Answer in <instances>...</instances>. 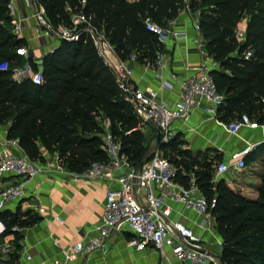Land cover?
I'll return each mask as SVG.
<instances>
[{
  "label": "trees",
  "instance_id": "1",
  "mask_svg": "<svg viewBox=\"0 0 264 264\" xmlns=\"http://www.w3.org/2000/svg\"><path fill=\"white\" fill-rule=\"evenodd\" d=\"M9 0H0V125L8 124L6 136L17 140L33 161H43L41 149L56 153L59 163L81 173L93 162H105L101 135L102 121L121 146V152L135 165L152 156V148L139 125L140 118L125 100L112 69L99 55L88 33L76 41L61 40L40 61L43 81L33 84L12 79L15 65L30 63L17 50L28 48L27 40L12 33ZM47 20L54 26H70L72 16L82 14L114 47L118 59L135 54L142 64L155 65L164 51L146 22L167 27L179 12L188 8L198 13V27L209 55L218 63L211 70L217 90L224 95L218 119L229 122L241 114L264 123V0H38ZM246 20L245 39L239 43L236 31ZM155 67V66H154ZM153 135V129H151ZM153 137V136H152ZM180 134L159 146L176 167V181L195 185L206 198L221 239L220 255L225 264H264V171L256 188L257 197L248 198L214 179L222 154L215 149L201 161V152L188 148ZM151 149V152L149 151ZM264 149V142L256 150ZM249 157V156H248ZM246 159L249 162L251 159ZM195 166L198 167L195 169ZM41 217L31 211L0 212V222L8 233L17 226L29 227ZM18 234V232H15Z\"/></svg>",
  "mask_w": 264,
  "mask_h": 264
},
{
  "label": "built area",
  "instance_id": "2",
  "mask_svg": "<svg viewBox=\"0 0 264 264\" xmlns=\"http://www.w3.org/2000/svg\"><path fill=\"white\" fill-rule=\"evenodd\" d=\"M22 2L29 14L21 18H14V7L10 0L8 2L9 14L13 19L11 30L13 34L19 36L24 27L30 26V21L33 22L36 40L47 38L58 42L76 41L83 32L88 33L99 55L113 70L125 100L134 105L135 109H133L138 117L137 112L145 115L153 127H158L161 131L157 149L152 150V156L144 160L134 183V166L121 152L120 143L114 140L107 120L102 121L104 125V127L102 125L104 132L101 135L102 148L106 161L93 162L87 170L77 173L78 179H101L109 184L101 220L94 227L95 235L68 245L62 251V259H46L39 264H66L77 260L102 247L110 234L122 232L131 234L129 246L138 250L153 248L159 253L161 259L169 264L173 261L176 264H220L216 256L201 246L203 238L181 220L184 218L183 212L177 211L172 205V203L180 204L183 210L201 216V220L197 223L198 227L202 231L212 232L216 229L214 217L210 211L214 200L209 205L195 185L193 174L189 175L187 186L177 182L176 167L159 148L161 144H167L174 137L175 132L172 128L174 122L184 123L196 111H202L218 119V110L224 102V95L217 90L212 78L211 70L217 68L218 63L209 55L205 40L200 37L193 39L202 61L190 78L178 79L175 74L168 72L169 59L166 53L164 51L157 53L154 66L160 90L172 88L168 77H171L179 86L178 98L170 104L162 98L161 91L151 89L144 91L130 82L132 69L128 67V61L135 60V54H131L126 60L118 59L114 47L104 33L92 26L82 14L73 15L70 26L54 27L47 20L38 0H22ZM145 25L146 29L154 33L163 45L170 40L177 41L185 38L184 32L176 31L170 25L163 27L151 21H147ZM236 38L239 43L244 41L245 28L238 27ZM27 50L22 48L17 50V53L25 58L31 57L37 63V68H33L28 62L15 65L11 69L12 79L17 83L29 79L33 84H41L43 76L40 62L33 55H28ZM8 68L9 64L6 61L0 63L1 70ZM140 120L139 129H142L145 120L141 118ZM220 123L228 133L233 135H236L242 127L264 129V123L259 124L253 121L245 113L232 121ZM255 146L254 143H248L245 147L229 153L226 159H222L215 166L214 179L231 171H243L247 166L246 159ZM56 162L59 163L57 156ZM262 170L264 171V161ZM42 171L40 164L24 153L17 140L4 139L0 148V177L9 176L19 179V182L0 186V212L5 211L9 204L22 199L25 195V184ZM174 215H177V218H174ZM54 219L62 222L58 216ZM12 229L21 230L17 226ZM217 244L221 246V241L217 240ZM10 250L8 244L0 245V258ZM25 258L30 259V256L26 255Z\"/></svg>",
  "mask_w": 264,
  "mask_h": 264
},
{
  "label": "crops",
  "instance_id": "3",
  "mask_svg": "<svg viewBox=\"0 0 264 264\" xmlns=\"http://www.w3.org/2000/svg\"><path fill=\"white\" fill-rule=\"evenodd\" d=\"M10 1L14 7V18L29 14L22 0ZM168 25L176 31L184 32L185 38L170 40L163 45L169 59L167 71L175 74L178 79L190 78L202 61L193 42L195 37L202 38L198 27V13L185 8ZM32 29L33 22L30 21V26L24 27L19 36L27 40V49L40 62L43 55L55 48L59 42L47 38L36 40ZM128 67L132 69L130 82L136 88L161 91L153 65L142 64L135 59L128 61ZM168 81L172 88L162 90L160 95L171 104L178 98L179 86L171 77H168ZM220 122L221 120L211 115L196 111L186 122H174L172 128L175 134H180L186 142V148L195 153L215 149L222 154V159H226L229 153L245 147L248 143H254L256 146L248 157L251 159L249 163L253 170L257 169L259 161L263 166L264 149H256L264 142V129L242 127L233 135L228 133ZM8 126L9 123L0 125V148L1 142L7 138ZM150 127L154 135L153 125ZM41 154L43 161L37 162L43 171L25 184L24 197L9 204L5 210L11 213H15L17 209L31 210L41 219L32 226L21 228L18 234L14 230L4 234V227L0 222V245L8 244L11 248L10 252L0 258V264H39L46 259H62L63 249L74 241L94 236V227L101 220L108 182L101 179H78L76 172H71L56 162V153L51 154L41 149ZM232 172L234 171L222 176L227 185L248 198H256L260 175L255 176L248 172L241 179H234L231 177ZM18 182L19 179L9 176L0 177V186ZM243 183L250 188L243 186ZM172 205L177 211L183 212L184 218L181 220L185 225L203 238L201 246L213 255H219L221 246L217 244V240L221 239L216 229L212 232L202 231L197 225L201 216L183 210L180 204ZM55 216L60 217L62 222L55 220ZM174 218H177V215H174ZM130 238L131 234L127 232L112 233L105 239L102 247L66 264H169L161 259L153 248L138 250L129 246ZM26 255H29L30 259H26ZM172 264L176 263L173 261Z\"/></svg>",
  "mask_w": 264,
  "mask_h": 264
},
{
  "label": "rangeland",
  "instance_id": "4",
  "mask_svg": "<svg viewBox=\"0 0 264 264\" xmlns=\"http://www.w3.org/2000/svg\"><path fill=\"white\" fill-rule=\"evenodd\" d=\"M245 25H246V20L245 19H243V20H241L240 21V23H239V27H241V28H245ZM32 31V34H33V36H34V31H33V29L31 30ZM28 52H27V54L28 55H31L32 54V52L30 51V50H27ZM39 52V50L37 51V53ZM24 57V56H23ZM103 125V124H102ZM151 123H144V125H143V127H142V132L144 133V135H145V138H146V143H148L149 144V139H151L152 138V132H151ZM103 127H104V125H103ZM186 146H184V145H180L179 146V148H185ZM153 150V149H152ZM149 151L151 152V149H149ZM192 153L193 154H195V152H193L192 151ZM201 155H200V159H201V161H203V159H205L206 157H209V155L210 154H206L205 153V151H201ZM52 154V153H51ZM260 162V161H259ZM259 162L257 163V169L256 170H253V166L251 165V163H247V168H246V170H244V171H240V172H232L231 173V177L232 178H234V179H241L244 175H246L248 172H252L254 175L256 174L257 176H259L260 175V173L262 172L261 171V168H262V166H261V164H259ZM198 167H196L195 166V169H197ZM261 171V172H260ZM256 172V173H255ZM255 175V176H256ZM243 186H246V187H249V185L247 186L245 183H243ZM250 188V187H249ZM23 212V211H22ZM11 230H13V229H11ZM15 232H18V231H15Z\"/></svg>",
  "mask_w": 264,
  "mask_h": 264
},
{
  "label": "water",
  "instance_id": "5",
  "mask_svg": "<svg viewBox=\"0 0 264 264\" xmlns=\"http://www.w3.org/2000/svg\"><path fill=\"white\" fill-rule=\"evenodd\" d=\"M32 55V54H31ZM113 71V70H112ZM131 106L134 108V105L132 103H130ZM135 109V108H134ZM139 117L143 120H145V123H150V120L149 119H146L145 118V115L137 112ZM160 134H161V131L158 127H155L154 128V135L150 141V146L153 150H156L157 147H158V143H159V137H160ZM144 163V159L140 160L134 167V170H133V175H134V178H133V181L135 183V180H136V174L137 172L140 170V168L142 167ZM201 251H204L203 249H201ZM216 256V258L218 259V261L220 262V264H225L224 260L222 259V256L219 254V255H214Z\"/></svg>",
  "mask_w": 264,
  "mask_h": 264
}]
</instances>
